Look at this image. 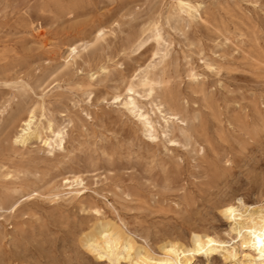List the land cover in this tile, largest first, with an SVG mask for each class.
<instances>
[{
	"label": "rangeland",
	"instance_id": "1",
	"mask_svg": "<svg viewBox=\"0 0 264 264\" xmlns=\"http://www.w3.org/2000/svg\"><path fill=\"white\" fill-rule=\"evenodd\" d=\"M194 1L200 18L189 20L174 0H0L1 264H104L77 243L97 217L120 219L152 249L192 230L228 238L223 202L264 203V67L255 64L264 58V0ZM154 20L169 44L163 65L149 35L131 45ZM144 73L163 80L152 96L140 86L134 94L155 137L121 103ZM34 105L41 130L49 121L65 130L52 154L35 138L12 143ZM72 176L83 178L81 196H54ZM236 250L214 264L252 251Z\"/></svg>",
	"mask_w": 264,
	"mask_h": 264
},
{
	"label": "bare ground",
	"instance_id": "2",
	"mask_svg": "<svg viewBox=\"0 0 264 264\" xmlns=\"http://www.w3.org/2000/svg\"><path fill=\"white\" fill-rule=\"evenodd\" d=\"M174 7L182 18L189 20L200 18V4L194 0H174ZM102 34L103 30L98 29L97 35L101 36ZM148 35L155 42L152 57H156L158 59L157 63L163 65L168 55L169 44L163 38L162 28L158 20H154L141 28L131 45L141 46L149 37ZM68 51V55L73 57L78 52V46L70 45ZM255 62L257 67H264V58L255 59ZM207 66L211 67V65ZM133 76L136 78V82L131 80L128 83L126 98L121 103L126 110L137 117L144 132L151 137H155L157 127L151 117L142 111L134 94L138 91L136 87L140 86L142 91L146 92V95L152 96L156 88L162 86L163 80L152 78L148 73H144L141 75L142 77H137V74ZM188 76L193 77L196 75L190 70ZM118 97L119 95L115 98ZM157 109L161 111L159 107ZM167 121L165 118L164 125L161 128L162 133L168 132ZM33 138L38 139L41 149L46 150L48 153L62 147L65 138L64 128L54 127L51 121L48 122L44 130H41L35 105L26 109L24 116L20 119L11 136V140L14 144L26 146L28 141ZM3 175L8 178L11 173L7 171ZM64 185L66 186L65 190L54 194V196L68 195L71 198H78L85 188L83 178L79 176L64 177ZM10 193L11 191L8 189L5 192L6 197H9ZM23 197L24 195H18V198L9 205L10 210L15 209ZM243 198L242 196H235L218 207L220 215L228 223L229 229L226 228L228 231L224 230V234L228 238L216 233L192 230L186 240L175 238L162 240L153 250L150 247L152 244L150 243L149 246L148 241L145 239L143 244H138L134 238L136 234L132 235L129 230L127 231L124 222L119 218H116L119 219V222H116L97 217L92 225L81 228L77 236V243L83 253L91 255L96 262L104 264H214L216 254L222 256L223 259L234 258L237 254L236 247L244 246L250 247L252 251L242 252V250L243 259H235L233 264H264V203L253 207L246 204ZM94 212L100 214L99 208H95ZM15 264L26 263L17 261Z\"/></svg>",
	"mask_w": 264,
	"mask_h": 264
}]
</instances>
